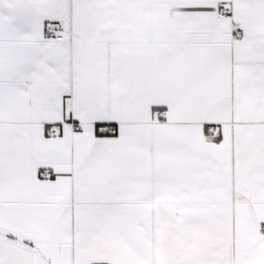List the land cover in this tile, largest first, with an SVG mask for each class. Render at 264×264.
I'll return each instance as SVG.
<instances>
[{
    "label": "snow or ice",
    "instance_id": "6c2138e0",
    "mask_svg": "<svg viewBox=\"0 0 264 264\" xmlns=\"http://www.w3.org/2000/svg\"><path fill=\"white\" fill-rule=\"evenodd\" d=\"M0 264H264V0H0Z\"/></svg>",
    "mask_w": 264,
    "mask_h": 264
}]
</instances>
